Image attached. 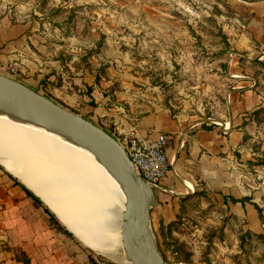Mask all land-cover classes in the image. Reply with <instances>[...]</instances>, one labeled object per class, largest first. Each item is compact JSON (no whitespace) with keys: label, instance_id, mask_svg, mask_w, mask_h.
Masks as SVG:
<instances>
[{"label":"rangeland","instance_id":"1","mask_svg":"<svg viewBox=\"0 0 264 264\" xmlns=\"http://www.w3.org/2000/svg\"><path fill=\"white\" fill-rule=\"evenodd\" d=\"M7 1L11 22L33 24L16 60L33 67L32 80L20 81L118 140L157 107L229 133L237 87L231 69L249 65L232 61L257 59L264 38V16L253 19L252 11L264 12V0ZM254 64L242 142L220 153L222 180L180 204L169 227L150 215L166 264H264V63ZM25 174L49 196L38 176ZM231 197L250 199L256 217L234 214ZM121 219L108 257L122 252Z\"/></svg>","mask_w":264,"mask_h":264},{"label":"crops","instance_id":"2","mask_svg":"<svg viewBox=\"0 0 264 264\" xmlns=\"http://www.w3.org/2000/svg\"><path fill=\"white\" fill-rule=\"evenodd\" d=\"M7 2L0 0V73L19 81L20 78L32 80L33 67L22 66L21 61L17 62L18 71L15 75H9L4 70L10 61L18 60V56L22 55V45L26 41L24 31L27 27H33L30 20L11 22L12 15L5 13ZM252 11L253 19L263 20L264 12L260 14L253 9ZM261 27H264V24ZM247 29V32L252 31L251 27ZM261 46L255 53V60L264 63V38ZM246 47H250L249 44H246ZM254 58L247 56L246 60L238 61V58L232 61L233 65L242 61L249 65L244 72L239 66H233L231 69V76L235 79L237 87L232 89L236 97V111L227 121L230 123L229 133H225L222 127L208 123L198 126L200 123L187 121L186 118L177 116L175 119L162 107L142 114L132 126L139 134L166 133L169 139L166 149L169 170L155 189L156 200L150 211L152 220L155 218L162 224L172 222L181 207L180 204H185L194 196L195 191L213 190L218 180H222L220 153L234 150L242 142L244 127L240 122L248 119L243 118L245 111L251 106L246 97L249 92H254L251 87L256 82ZM227 122L223 125L228 128ZM246 126L248 128L249 124ZM117 136L115 135L118 139ZM248 141L249 139L246 142L247 149ZM236 151L239 152L238 149ZM244 196H249L248 191ZM249 201L250 199L236 202L233 207L234 214L247 216L248 219L255 218L254 206ZM0 264L129 263L122 252L118 253L117 257L97 255L75 235L72 237L60 231L51 223L39 203L16 183V178L6 170L0 169Z\"/></svg>","mask_w":264,"mask_h":264},{"label":"bare ground","instance_id":"3","mask_svg":"<svg viewBox=\"0 0 264 264\" xmlns=\"http://www.w3.org/2000/svg\"><path fill=\"white\" fill-rule=\"evenodd\" d=\"M0 163L22 180L79 241L112 256L110 238L127 202L117 178L80 141L38 116L0 104ZM49 191L43 196L26 172Z\"/></svg>","mask_w":264,"mask_h":264},{"label":"water","instance_id":"4","mask_svg":"<svg viewBox=\"0 0 264 264\" xmlns=\"http://www.w3.org/2000/svg\"><path fill=\"white\" fill-rule=\"evenodd\" d=\"M0 104L38 116L45 124L88 147L117 178L125 191L127 202L119 226L122 253L128 263L166 264L151 228L150 211L155 204L157 185L153 186L141 177L123 145L113 134L3 73H0ZM13 176L28 188L17 176ZM41 201L46 205L42 199Z\"/></svg>","mask_w":264,"mask_h":264},{"label":"built area","instance_id":"5","mask_svg":"<svg viewBox=\"0 0 264 264\" xmlns=\"http://www.w3.org/2000/svg\"><path fill=\"white\" fill-rule=\"evenodd\" d=\"M4 70L9 75H15L18 71L16 60L10 61ZM121 134L119 141L137 172L151 185H158L169 170L166 153L169 140L167 134H139L133 127L124 130Z\"/></svg>","mask_w":264,"mask_h":264},{"label":"trees","instance_id":"6","mask_svg":"<svg viewBox=\"0 0 264 264\" xmlns=\"http://www.w3.org/2000/svg\"><path fill=\"white\" fill-rule=\"evenodd\" d=\"M87 118V117H85ZM16 183H18L23 189L24 191L36 202L39 203V205L44 209V211L48 214L49 219L51 221V223L57 227L60 231L64 232L65 234L74 237L73 233L70 232L65 225L55 216V214L41 201V199L36 196L32 191H30L28 188H26L22 183H20L17 179H16ZM197 193V191L195 192ZM243 199H236L234 197H231V201L233 203L235 202H241ZM255 208L258 209V207L255 205ZM259 210V209H258ZM172 223L168 224V227L171 225Z\"/></svg>","mask_w":264,"mask_h":264}]
</instances>
